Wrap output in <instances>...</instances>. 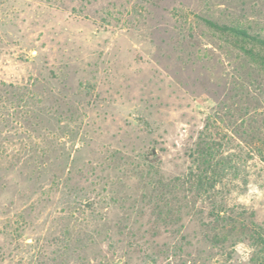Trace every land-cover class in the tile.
Masks as SVG:
<instances>
[{
  "label": "rangeland",
  "instance_id": "obj_1",
  "mask_svg": "<svg viewBox=\"0 0 264 264\" xmlns=\"http://www.w3.org/2000/svg\"><path fill=\"white\" fill-rule=\"evenodd\" d=\"M0 2V264H249L246 240L204 238L211 198L163 224L143 193L148 172L186 173L209 117L240 122L231 72L243 60L197 16L256 28L264 0ZM35 152L38 166L25 162ZM241 168L246 181L212 200L264 228V164Z\"/></svg>",
  "mask_w": 264,
  "mask_h": 264
},
{
  "label": "trees",
  "instance_id": "obj_2",
  "mask_svg": "<svg viewBox=\"0 0 264 264\" xmlns=\"http://www.w3.org/2000/svg\"><path fill=\"white\" fill-rule=\"evenodd\" d=\"M177 11L178 18L183 22L179 25V34L183 39L193 41V25L186 23L185 10L180 8ZM197 17L208 30L223 37L237 51V57L243 60V68H235L231 72L234 76L232 89L238 91L240 122L233 126L230 119L209 117L190 150V165L186 173L164 180L158 177L154 179L148 172L149 180L145 182L143 198L150 204L153 222L160 219L159 222L163 224H174L182 210L191 211L195 198H211V210L207 219L202 221L204 238L219 250L225 249L229 242L246 240L252 248L249 264H264V228L253 219L251 213L247 215L244 211L228 210L223 204L212 200L218 186L224 187L236 177L242 182L246 181L245 170L241 166H245L249 160L256 158L264 164V26L255 28L251 23L237 20ZM1 86L5 84L1 83ZM6 86L18 90L14 91L18 96L16 103L29 104L31 98H26L28 92L24 87ZM21 89L24 91L19 92ZM1 91L2 100L9 90ZM224 123L232 128L225 130ZM234 148L236 150H232ZM42 156L35 152L26 157L25 162L38 166ZM192 211L199 214L197 210ZM165 251L168 249L158 252Z\"/></svg>",
  "mask_w": 264,
  "mask_h": 264
}]
</instances>
